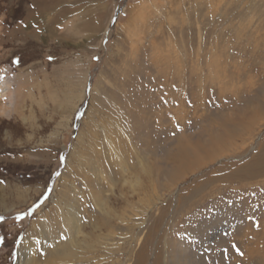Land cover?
Returning <instances> with one entry per match:
<instances>
[{
	"label": "rangeland",
	"instance_id": "1",
	"mask_svg": "<svg viewBox=\"0 0 264 264\" xmlns=\"http://www.w3.org/2000/svg\"><path fill=\"white\" fill-rule=\"evenodd\" d=\"M39 1L0 0V264L57 198H89L76 157L111 113L149 180L126 177L128 200L117 183L107 260L172 264L209 232L205 264H264V174L226 181L264 151V0Z\"/></svg>",
	"mask_w": 264,
	"mask_h": 264
},
{
	"label": "bare ground",
	"instance_id": "2",
	"mask_svg": "<svg viewBox=\"0 0 264 264\" xmlns=\"http://www.w3.org/2000/svg\"><path fill=\"white\" fill-rule=\"evenodd\" d=\"M39 2V9L48 8L51 3L49 0ZM177 98L178 96L173 95L171 102ZM168 100L170 99L160 98L159 104H167ZM175 111L177 110L175 109ZM148 112L144 111V116L138 115L136 126L130 125V131L132 134L136 132L135 136L139 134V141L142 142L143 146L148 145L152 138ZM138 113L137 111L136 114ZM174 113L177 116V112ZM111 114L113 116L108 120L106 119L105 122L102 120L103 118H98L99 120L96 121L97 126H95L101 135L95 138V134H91L93 135L91 138L95 143L92 144L88 141L84 148L86 150L85 154H92V158L86 159L82 157L83 154H78L76 157L80 164L84 159V169L88 168L95 172L94 176L85 171L84 174L77 173L76 176L88 187L89 198L80 196V191L76 192L75 196L63 194L61 198H57L54 201L55 211L47 213L41 224H33L28 234L22 238L17 249L16 264H116L112 258L107 260L105 256V253L112 255L113 248L107 250L101 242V239L105 237L102 231L103 227H109L110 216H113L110 214L113 206L111 204L115 205V203L120 204L121 202L117 198L113 199L114 189L119 181L122 182L120 192L125 196V200H128L126 197L129 193L133 194L135 189L129 191L124 188V185L127 184L125 178L128 177L132 180L134 177L139 178V170L147 174L149 180V173H146L145 161L137 155L135 149L129 144L128 136L123 131L122 125H126L127 118L121 117L117 113ZM158 117L160 121L161 113ZM159 121L157 122L158 125L161 124ZM157 136L154 135L155 138ZM125 145H127V150ZM243 171L246 172L244 174L241 172L228 174L226 181L232 179L233 182L231 181V183H240L242 180H252L264 174V151L253 161L248 162L247 168H244ZM108 178L110 181H108ZM149 187L154 188V183L150 182ZM141 190L146 192L145 187H142ZM111 199L113 201H110ZM212 220H215V218ZM35 231L38 234L42 233L44 241L39 242ZM197 232V236L203 233L200 229ZM213 236H210L209 232L205 237L202 235L199 238L201 243H197L195 247L192 246L190 251H187L185 243L179 244L178 247L181 248L174 250L177 255L175 253L170 255L172 264H180L181 262L183 264H205V258L207 257L205 250L209 248L208 245L210 240H213ZM146 248L148 249L147 244L144 245V249ZM143 259L144 255L140 253V262H143Z\"/></svg>",
	"mask_w": 264,
	"mask_h": 264
},
{
	"label": "snow or ice",
	"instance_id": "3",
	"mask_svg": "<svg viewBox=\"0 0 264 264\" xmlns=\"http://www.w3.org/2000/svg\"><path fill=\"white\" fill-rule=\"evenodd\" d=\"M30 214V213H29ZM0 219H2V218H0Z\"/></svg>",
	"mask_w": 264,
	"mask_h": 264
}]
</instances>
